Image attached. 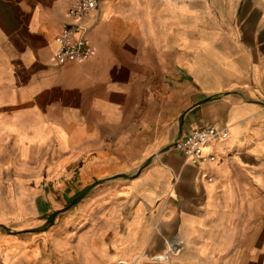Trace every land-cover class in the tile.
Instances as JSON below:
<instances>
[{
  "label": "crops",
  "instance_id": "0c3cea01",
  "mask_svg": "<svg viewBox=\"0 0 264 264\" xmlns=\"http://www.w3.org/2000/svg\"><path fill=\"white\" fill-rule=\"evenodd\" d=\"M71 3L0 0V192L78 162L83 256L178 239L167 264H264V0H97L93 55L56 61ZM212 124L230 134L215 159L186 161L175 140Z\"/></svg>",
  "mask_w": 264,
  "mask_h": 264
},
{
  "label": "rangeland",
  "instance_id": "374dc122",
  "mask_svg": "<svg viewBox=\"0 0 264 264\" xmlns=\"http://www.w3.org/2000/svg\"><path fill=\"white\" fill-rule=\"evenodd\" d=\"M77 163L72 165L77 170L71 176L63 173L61 176L6 179V191L0 192V223L5 226L3 232L7 240L0 242V249L6 255L7 264H85L93 259L111 264L110 257L87 258L82 254V240L91 234L87 232L94 227L91 223L95 222V215L94 208L81 212L84 193L80 191L82 183ZM44 230L55 236L54 252L53 243L41 237ZM66 253L70 257H65ZM159 253L157 250L127 258L128 264H167V257L160 259ZM120 260L112 263L124 264Z\"/></svg>",
  "mask_w": 264,
  "mask_h": 264
},
{
  "label": "built area",
  "instance_id": "2783aa9c",
  "mask_svg": "<svg viewBox=\"0 0 264 264\" xmlns=\"http://www.w3.org/2000/svg\"><path fill=\"white\" fill-rule=\"evenodd\" d=\"M97 6V0H72L68 7L67 19L55 38L56 47L53 58L56 61L86 60L94 53V47L87 35L84 23L86 15ZM229 128L216 125L198 126L190 129L183 137L177 138L174 147L180 150L184 159L193 164L215 159L212 152L205 153L204 147L212 142L229 137ZM167 251L161 253L160 259H166L170 253L182 249L181 240L174 239L167 243Z\"/></svg>",
  "mask_w": 264,
  "mask_h": 264
},
{
  "label": "bare ground",
  "instance_id": "6f19581e",
  "mask_svg": "<svg viewBox=\"0 0 264 264\" xmlns=\"http://www.w3.org/2000/svg\"><path fill=\"white\" fill-rule=\"evenodd\" d=\"M161 256H159L158 258H160Z\"/></svg>",
  "mask_w": 264,
  "mask_h": 264
}]
</instances>
